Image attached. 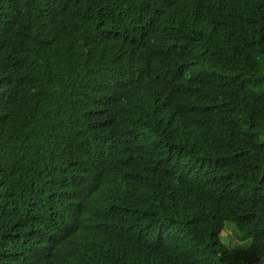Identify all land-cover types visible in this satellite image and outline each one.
Instances as JSON below:
<instances>
[{
	"label": "trees",
	"instance_id": "1",
	"mask_svg": "<svg viewBox=\"0 0 264 264\" xmlns=\"http://www.w3.org/2000/svg\"><path fill=\"white\" fill-rule=\"evenodd\" d=\"M0 264H264V0H0Z\"/></svg>",
	"mask_w": 264,
	"mask_h": 264
},
{
	"label": "rangeland",
	"instance_id": "2",
	"mask_svg": "<svg viewBox=\"0 0 264 264\" xmlns=\"http://www.w3.org/2000/svg\"><path fill=\"white\" fill-rule=\"evenodd\" d=\"M233 225L232 224H228L227 225V229L225 231V233L223 234V240L224 242L229 246V247H237L238 245H243L244 243H246V241H244L240 235H238V233H236L233 229H232ZM242 236V235H241ZM249 240V239H248ZM250 242V240H249ZM248 247V244L245 245V247Z\"/></svg>",
	"mask_w": 264,
	"mask_h": 264
}]
</instances>
